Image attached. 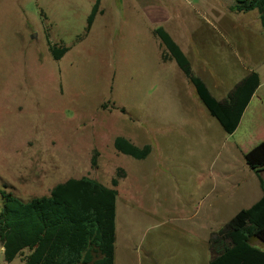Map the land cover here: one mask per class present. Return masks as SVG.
<instances>
[{
  "label": "rangeland",
  "instance_id": "1",
  "mask_svg": "<svg viewBox=\"0 0 264 264\" xmlns=\"http://www.w3.org/2000/svg\"><path fill=\"white\" fill-rule=\"evenodd\" d=\"M95 2L0 0V213L1 191L29 202L70 179L113 188L124 170L116 188L118 264H209L223 249L208 240L211 232L245 208L254 191L233 188L254 175L244 155L264 141V99L259 119L243 137L242 126L230 138L177 64L162 62L154 30L164 28L195 74L224 94L248 68L264 84L259 13H233L235 0H102L104 13L79 40ZM214 13L221 26L240 27L232 48L209 45ZM50 44L70 51L55 61ZM118 137L150 145L151 155L138 161L118 154ZM239 138V149L226 145Z\"/></svg>",
  "mask_w": 264,
  "mask_h": 264
},
{
  "label": "trees",
  "instance_id": "2",
  "mask_svg": "<svg viewBox=\"0 0 264 264\" xmlns=\"http://www.w3.org/2000/svg\"><path fill=\"white\" fill-rule=\"evenodd\" d=\"M102 0H96L88 18V36L98 15ZM237 14L259 13L264 29V0H235L231 8ZM164 51L163 63L175 62L210 115L224 132L232 135L238 129L252 97L260 87V76L250 72L230 92L225 100H217L205 82L194 71L190 60L171 35L162 27L154 30ZM55 61L70 51L69 47L50 44ZM121 112L125 113L122 109ZM120 155L138 161L146 160L152 147H138L124 137L114 141ZM98 154L92 160L96 167ZM247 166L261 182L263 197L251 208L241 211L219 231L211 235V243L223 248L209 264H264V251L253 245L252 239L264 244V141L245 154ZM121 170L112 182L113 188L90 178L70 179L57 185L50 196L24 202L7 191H1L3 211L0 213V244L5 262L11 264L23 258L24 264H115L117 241V204Z\"/></svg>",
  "mask_w": 264,
  "mask_h": 264
},
{
  "label": "crops",
  "instance_id": "3",
  "mask_svg": "<svg viewBox=\"0 0 264 264\" xmlns=\"http://www.w3.org/2000/svg\"><path fill=\"white\" fill-rule=\"evenodd\" d=\"M233 13H235V12H233ZM235 14H237V13H235ZM247 14V13H246ZM224 16H225V14H224ZM227 16V15H226ZM208 27L211 29V36L213 37V38H211L210 40H211V42L209 43V45H212V46H214V45H219L220 43H221V41H223V43H224V45L225 46H227L228 48H232L233 47V45H234V42H236L237 40L232 36V32H235V31H238V29H240V27H233V28H227V27H225V26H221L220 24H219V22H218V18H219V15H216L215 13H214V15H212L211 17L210 16H208ZM241 18H243V17H241ZM260 19V18H259ZM263 28V27H262ZM206 33L208 32V29L206 28ZM264 30V29H263ZM213 31V32H212ZM169 63V62H168ZM166 64V63H165ZM213 65V64H212ZM208 66H210L209 64H208ZM214 67H218L216 64L214 65ZM250 72H252L251 70H250V68H248L247 70H246V74L242 77V79L237 83V84H239ZM255 72V71H254ZM195 73V72H194ZM259 74V73H258ZM260 76V75H259ZM199 78H200V76H199ZM215 78H216V75H215ZM204 79V78H203ZM205 80V79H204ZM260 80H261V77H260ZM206 81V80H205ZM216 81H220V82H222L221 81V79L219 80V78L217 77V79H216ZM208 83V82H207ZM206 84V83H205ZM237 84H233L230 88H229V90H226V89H223L224 91L226 90V92H224V94H222V93H216V92H214L212 89L210 90L209 88V90H210V92H211V94L217 99V100H219V101H222V100H225L227 97H228V95L230 94V92L235 88V86L237 85ZM210 86V85H209ZM208 87V86H207ZM211 88V87H210ZM188 96V95H187ZM191 95H189L187 98L189 99V101L191 102V106L189 107L190 108V111H193V112H196V110L198 109L197 108V104H196V102L190 97ZM262 99H264V84H263V81L261 80V83H260V87L258 88V90L256 91V93L254 94V96L252 97V99H251V102H250V104H249V106L247 107V109H246V111H245V113H244V115H243V118H242V120H241V122H240V125H239V127H238V129L236 130V132L234 133V134H232V135H229L230 136V138L231 137H233V136H235L240 130H241V128H242V126H243V128H242V131H240V137H243V135H242V132L244 131V129L245 130H247L248 131V129H249V125L250 124H252V122L254 121V120H256V119H259V114H260V110H261V106H262V104H263V101H262ZM196 104V105H195ZM210 114V113H209ZM212 117V116H211ZM198 118V117H197ZM213 118V117H212ZM214 119V118H213ZM245 119H246V122H245ZM215 121H217L216 119H214ZM193 122V123H192ZM199 122V119H196V118H192L191 119V123L192 124H194V123H198ZM208 123H210V122H208ZM217 123H218V121H217ZM250 123V124H249ZM219 124V123H218ZM220 125V124H219ZM221 126V125H220ZM248 126V127H247ZM222 128V127H221ZM223 129V128H222ZM224 131V130H223ZM228 135V134H227ZM239 139H241V140H238V139H231V141L229 142V143H227L226 145L227 146H232V148H236V149H239L240 148V146H239V143L240 142H242L244 139L243 138H239ZM263 142V141H262ZM262 142H260V143H262ZM259 143V144H260ZM259 144H256L255 146H253L250 150H248V151H246L245 152V154H247L249 151H251L254 147H256L257 145H259ZM224 146L225 148H227V146ZM224 150H226V149H224ZM227 151V158H231V157H233L232 155H231V153H229L228 152V150H226ZM244 157H245V155H244ZM250 169V168H249ZM251 172H253L252 170H251ZM253 176L248 180V179H245V180H243V181H238L237 182V184H236V186L233 188V190H234V192L236 191V192H240V191H242L243 189H245V188H250V186L251 185H253L254 186V191L250 194V196H249V198H248V203H247V205H246V207L245 208H243L242 210H240L238 213H240L241 211H244V210H247V209H249V208H251L253 205H255L257 202H259L260 200H261V198L263 197V192H262V188H261V182H260V178H259V176L256 174V173H254L253 172ZM264 171H261L260 172V176H261V178H263L264 179ZM126 178H127V174H126ZM126 178H124V179H126ZM211 178V177H210ZM119 185H120V183H119ZM216 186V183H215V185H214V187ZM119 187V186H118ZM215 189V191L214 192H217L216 190H217V187H215L214 188ZM117 191H118V189H117ZM118 193H119V191H118ZM118 198H119V195H118ZM127 206H128V208H130L131 207V205L129 204V203H127ZM238 213H236L233 217H232V219L238 214ZM119 210H118V207H117V224H118V231H117V241H116V250H115V264H118V260H117V254L118 255H120V237H121V235H120V231H119ZM231 219V220H232ZM230 220V221H231ZM219 231V230H218ZM215 232H217V231H212L211 232V235L213 234V233H215ZM208 240H211V237H210V239H208ZM4 256V255H3ZM4 259V258H3ZM4 263L5 264H8L7 262H5V259H4ZM210 263V262H209Z\"/></svg>",
  "mask_w": 264,
  "mask_h": 264
},
{
  "label": "built area",
  "instance_id": "4",
  "mask_svg": "<svg viewBox=\"0 0 264 264\" xmlns=\"http://www.w3.org/2000/svg\"><path fill=\"white\" fill-rule=\"evenodd\" d=\"M4 251H5V249H4L3 245L0 244V256L4 255Z\"/></svg>",
  "mask_w": 264,
  "mask_h": 264
},
{
  "label": "water",
  "instance_id": "5",
  "mask_svg": "<svg viewBox=\"0 0 264 264\" xmlns=\"http://www.w3.org/2000/svg\"><path fill=\"white\" fill-rule=\"evenodd\" d=\"M32 38H36V36H33Z\"/></svg>",
  "mask_w": 264,
  "mask_h": 264
}]
</instances>
